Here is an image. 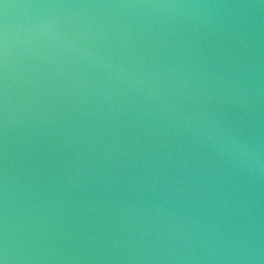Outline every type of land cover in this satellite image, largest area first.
Wrapping results in <instances>:
<instances>
[{
	"label": "water",
	"instance_id": "obj_1",
	"mask_svg": "<svg viewBox=\"0 0 264 264\" xmlns=\"http://www.w3.org/2000/svg\"><path fill=\"white\" fill-rule=\"evenodd\" d=\"M0 264H264V0H0Z\"/></svg>",
	"mask_w": 264,
	"mask_h": 264
}]
</instances>
